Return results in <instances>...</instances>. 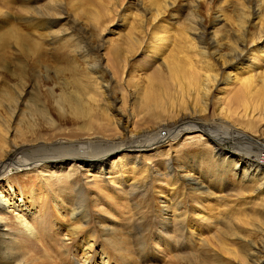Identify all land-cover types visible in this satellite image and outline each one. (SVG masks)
Returning <instances> with one entry per match:
<instances>
[{
	"label": "rangeland",
	"instance_id": "1",
	"mask_svg": "<svg viewBox=\"0 0 264 264\" xmlns=\"http://www.w3.org/2000/svg\"><path fill=\"white\" fill-rule=\"evenodd\" d=\"M50 1L0 0V39L5 43L0 48V160L6 154L26 159L29 147L38 144H55L58 151H88L90 146L83 144L91 142L89 134L105 136L113 130L121 132L125 126L131 129L147 104L148 91L160 88L163 93L168 84L178 96L172 61L178 63L187 54L200 59L197 53L203 44L219 75L208 117L218 119L222 132L234 136L250 132L264 138V0H229L227 15L221 18L218 16L226 0H212L211 4L209 0H181L157 22H151L152 0H58L62 8L53 11L56 16L44 15ZM34 10L43 13L44 22ZM50 17L57 19L52 27L47 24ZM163 26L169 28L168 41L162 45L159 38L150 37L152 33L159 37ZM202 29L204 43L199 41ZM62 32L64 37H60ZM22 36L38 47L37 58L19 49L17 38ZM130 37L143 40L139 52L127 51ZM193 40L197 50L187 46ZM241 46L250 48L247 55L251 58L252 52L260 57L242 58L230 65L229 57ZM130 55L134 66L113 74L108 64L115 63L117 56ZM240 66L243 69L239 70ZM248 80L246 86L244 82ZM240 90L243 96L238 101ZM73 95L80 96L88 115L78 116L68 107L65 111L71 113L59 114L56 101ZM246 103L258 107L247 112ZM195 108L199 111L201 103ZM131 112L133 117L129 118ZM119 113L124 117L116 123ZM207 145L205 158L210 160L212 144ZM241 152L250 161L264 158L261 147L245 145ZM20 158L16 156L13 161ZM208 160L203 159L197 170L207 171ZM26 168L27 175L22 170L12 174L9 182L0 181V191L10 196L12 203H22L26 208L21 212L23 222L14 221L13 212L3 213L9 222L10 218L13 221L10 225L16 248L4 253L9 256L4 259L2 252L8 246L2 244L0 264H181L182 255L193 259L187 264H198L204 260L199 253L205 255L198 236L190 227L186 229L196 245L200 241L192 249L178 236L184 205L190 211L191 223L209 241L210 261L199 264H264V188L255 182L240 181L233 169L224 186L209 184L201 194L187 195L180 188L177 193L171 190L172 182L160 174L165 172L162 169L160 179L153 177L145 193L107 179L101 192L95 190V182L91 183L94 178L90 177V183L82 182V189L90 190L87 195L70 188L44 191L36 168ZM90 172L95 173L94 169ZM166 195L170 197L163 198ZM224 243L237 256L226 252Z\"/></svg>",
	"mask_w": 264,
	"mask_h": 264
},
{
	"label": "bare ground",
	"instance_id": "2",
	"mask_svg": "<svg viewBox=\"0 0 264 264\" xmlns=\"http://www.w3.org/2000/svg\"><path fill=\"white\" fill-rule=\"evenodd\" d=\"M180 1L181 0H152L154 13H152L153 17L151 18V22H157V19L162 18L169 9H172ZM201 2H198V5ZM209 2L211 4L212 0H209ZM228 3L229 0L224 2L222 14L218 17L221 18L227 15L224 14ZM195 4H197V2ZM60 8H62V5L58 0L47 2V10L44 15L53 14L56 16V12ZM53 11H56L55 14ZM35 13L37 18L44 22V20L41 19L43 13L39 11H35ZM214 19H217V17ZM56 21L57 19H52L50 17L47 20V24L52 27ZM148 21H146V23ZM191 24L195 25L197 23ZM163 27H165L163 28L164 32L160 33L159 37L158 34L156 36V34L152 33L150 39L155 40L159 38L161 44L162 42H167V28L169 27ZM64 34L65 33L62 32L60 37H64ZM203 35L202 29V34L199 33V39H201L199 41L201 43H204ZM142 41L143 40L140 41L136 37H130L128 42L130 46L128 49L130 51L128 49L127 51L132 54L139 52L142 47ZM191 41V44L187 46H191L197 50L194 40L193 43ZM17 42L19 49L24 54H29L32 59L38 57V47L27 37H19L17 38ZM4 45L5 43L0 39V48ZM206 47L207 45L205 46V44H203L202 48L198 49L197 54L201 57L198 60H195L192 56L187 54V56L183 57L184 59L180 57L179 62H183L184 64L179 62L175 63L174 60L172 61L171 69L175 74V83L180 89L178 92L176 88L178 96L176 97V92H173L168 84L164 85L163 93L160 91V88L154 92L148 91L147 104L144 103L146 106L134 120V126H132L131 129L128 128V126L124 127L122 123L123 129H120L119 124H117L121 132L113 130V132L105 136H102V133L89 134L88 138L91 142L87 141L83 144L90 146V150L88 151L82 149L77 150L76 148L69 150L61 149L58 151L54 147L55 144H47V146L38 144L34 147H29L30 149L28 148L31 152L29 154L27 153L26 159L20 158V155L17 154H6L3 158L4 160H0V181L6 180V182H9L12 178V174L20 173L22 170L25 171L27 169L26 167H29L36 168L34 169L35 174L39 175L40 180L43 181L40 185V189L44 191H65L67 188H70L71 191L74 190L79 193L82 190L84 191V187L82 189V182H88L89 178L93 177L94 180H91V183L95 182V190L101 192H103L102 188H106V184H103V182L107 179L109 183L117 181L120 186H134V190L145 193L148 190V182H153L151 179L156 175L157 177L155 178L160 179L158 174L160 173L159 171L163 169L165 172L160 174L165 175L166 178L168 177V179L171 180V190L177 193L176 189L180 188V190H185L187 195H193L195 193L201 194L207 191L209 184L210 187L218 185L224 186L229 170L233 169L234 174L240 181L253 182L251 184L255 182L260 185V188H264V158L258 159V161H250L247 158L248 156L241 152V149L245 145H252L253 147H261L264 149V138H257L250 132H241L236 134V136L227 132H222L218 129V127H220L218 119H211L208 117L211 104L215 102L214 98H212L214 95L212 94L213 88H215L214 86L219 82V75L217 71H215L214 64L210 60L209 51L205 50ZM241 47L235 50L231 54V57H229L231 58V62L229 61L230 59L228 60L230 65L238 63L242 58L256 60L260 57L252 52L251 54H253V56L251 58L250 54L247 55L250 52V48L248 46ZM131 56L132 55L125 58H119V56H117L115 63H109L108 65H111L113 68V74L119 75L127 66H134L133 63H130ZM18 66L22 69L20 65ZM139 69L140 68H138V70ZM238 69L241 70L243 67L240 66ZM109 70H111L110 67ZM183 78L185 80H183ZM238 78L237 76V79ZM223 79H225V76ZM159 81L161 82L163 79L161 78ZM249 82L250 80L244 82V84L247 86ZM238 93L240 94H238V101H240L243 96L242 90ZM166 97L168 100H165ZM191 97L193 101L192 105H190ZM262 100H264L263 97ZM56 102L59 114L65 115L71 113V111L81 117L89 114L87 110L82 107L83 103L81 104L82 100L79 95H73V98L61 97ZM71 103L76 105L73 106ZM198 103H201V109L196 111L195 107ZM66 107L71 111H65ZM256 107H258V104L251 106L247 103L245 104L247 112L249 109L253 110ZM43 108H46V106ZM128 115L129 118H131V115L133 117L132 112L130 114L128 113ZM251 116L253 117V115ZM122 117H124L123 113L120 114L116 123ZM143 122L149 124L142 128L139 125H142ZM105 139L110 140L107 141ZM208 143L212 144V149H210V160L205 158V154L208 153L209 150ZM73 147H75V145H73ZM183 149L184 154L182 153ZM15 150L16 149H14V151ZM130 152L132 154H130ZM117 154L119 155L116 158L115 155ZM16 156L20 159L13 161ZM78 157H81L79 158L80 160H78ZM82 157L85 159L83 160L85 162L82 161ZM203 159L210 162V168L204 172L197 170V167L200 166L201 168ZM12 169L17 171L12 172ZM63 169H65V172L60 173L59 171ZM71 169H73L72 172H70ZM92 169L95 171L94 174L90 172ZM28 173L29 172L25 171L24 175ZM145 173L146 176H143L142 174ZM55 175L58 177L56 178ZM99 178H103V180L99 181ZM179 180L183 182H179ZM88 183H90V181ZM179 183L181 185H179ZM84 193L90 195V190L87 189ZM167 197H170V195L163 196V198ZM12 201L10 196L8 197L0 191V246L4 243L8 246L2 252L3 254L12 252L16 248L13 238L14 228L10 225V222L13 221L10 218L9 222L7 219L8 217L3 216V213L13 212V220L23 222V215L21 212L26 210L22 203L16 204L12 203ZM193 202L197 203L196 200H193ZM147 203L149 204V202ZM184 206L183 210L180 212L178 236L182 237L185 244H189V249L199 246L201 241L202 250L205 255L199 253L200 256L204 258V260L200 259L199 262L208 263L210 261L207 257L209 254L208 252H210L208 238L204 236L203 231L197 227L195 223H191L192 220H189L191 217L190 211ZM186 214L189 215L188 218ZM189 227L190 230L198 236V240H200L198 245H196L192 237L186 233V229ZM184 243H182L183 247H185ZM225 244L226 243L223 244L225 251L237 256L235 251L229 249ZM2 257L4 259L9 258L6 254ZM192 261L193 259L189 256H181V264H187ZM260 264H262V262H260Z\"/></svg>",
	"mask_w": 264,
	"mask_h": 264
}]
</instances>
